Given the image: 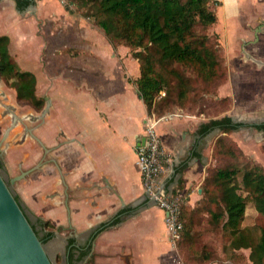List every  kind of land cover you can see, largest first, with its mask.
Listing matches in <instances>:
<instances>
[{
	"label": "crops",
	"instance_id": "obj_1",
	"mask_svg": "<svg viewBox=\"0 0 264 264\" xmlns=\"http://www.w3.org/2000/svg\"><path fill=\"white\" fill-rule=\"evenodd\" d=\"M216 1L211 32L229 69L218 92L232 99L231 109L213 116L178 108L156 126L172 155L162 184L191 207L202 198L214 143L224 134L204 132L210 120L226 115L246 124L229 136L264 167V131L253 127L262 122L241 118L264 116V0ZM68 3L41 0L20 10L17 0H0V36L10 38L18 69L34 75L42 101L41 108L22 103L1 83L15 79L2 74L0 157L9 175L24 173L13 188L33 218L54 226L47 251L57 264H185L136 165L149 115L136 82L140 63ZM7 105L12 112L4 114ZM13 118L19 122L5 137Z\"/></svg>",
	"mask_w": 264,
	"mask_h": 264
},
{
	"label": "trees",
	"instance_id": "obj_2",
	"mask_svg": "<svg viewBox=\"0 0 264 264\" xmlns=\"http://www.w3.org/2000/svg\"><path fill=\"white\" fill-rule=\"evenodd\" d=\"M77 9H85L95 25L114 44L131 48L140 63V77L137 79L138 92L146 103L149 115L161 116L170 111L172 104L182 106L192 96L193 103L214 94L228 78V68L218 35L211 32L217 22L213 9L216 0H68ZM33 3L17 0L20 10ZM10 38L0 36V56L2 74L8 80L14 78L15 88L21 101L30 102L41 108L42 101L36 95V80L32 73L18 69L9 53ZM163 89L167 96L157 100ZM177 101L174 103L173 93ZM202 91V92H201ZM203 95V97H202ZM211 97L207 102L210 103ZM222 105L230 106L232 99H217ZM231 107V106H230ZM228 111V110H226ZM225 111V112H226ZM199 112H205L201 108ZM246 126L234 122L232 117L212 119L202 126L204 132L220 128L213 146V156L217 166L208 167L204 179L202 198L194 207L183 202L182 219L184 229L176 247L185 264H264V221L260 225V236L243 227L248 198L254 203L259 216L264 217V168L252 161L246 167L242 185L248 196L239 192L236 182L239 170L232 167L234 158L243 154L238 143L229 136L232 131ZM254 128L264 131V122L254 124ZM214 166V167H213ZM2 162L0 160V168ZM23 208L35 232L43 244L55 235V228L42 218H33ZM210 216V227L196 230L202 225L203 214ZM222 233L229 241L224 247L225 257L218 258L215 249L204 240V233ZM249 249V255L241 250Z\"/></svg>",
	"mask_w": 264,
	"mask_h": 264
},
{
	"label": "built area",
	"instance_id": "obj_3",
	"mask_svg": "<svg viewBox=\"0 0 264 264\" xmlns=\"http://www.w3.org/2000/svg\"><path fill=\"white\" fill-rule=\"evenodd\" d=\"M27 1L36 3L41 0ZM59 1L63 4L68 3V0ZM160 93L165 94L164 91ZM170 115L171 113L159 117L155 114L147 116L144 142L139 143L137 147L136 165L141 173L145 194L157 207L164 211L169 236L172 241L177 242L184 229L183 200L180 195L162 184V174L166 164L172 159V155L164 146L156 129L157 123Z\"/></svg>",
	"mask_w": 264,
	"mask_h": 264
},
{
	"label": "water",
	"instance_id": "obj_4",
	"mask_svg": "<svg viewBox=\"0 0 264 264\" xmlns=\"http://www.w3.org/2000/svg\"><path fill=\"white\" fill-rule=\"evenodd\" d=\"M34 4V3H33ZM33 4L31 6H33ZM264 23L261 27L263 30ZM42 112L45 115L51 105L50 99ZM233 120H236L233 118ZM6 130L5 137L14 127ZM13 126V127H12ZM144 142V139L143 141ZM18 177L11 179L15 182ZM0 264H54L46 244H43L26 216L23 208L13 194L9 184L0 172Z\"/></svg>",
	"mask_w": 264,
	"mask_h": 264
},
{
	"label": "rangeland",
	"instance_id": "obj_5",
	"mask_svg": "<svg viewBox=\"0 0 264 264\" xmlns=\"http://www.w3.org/2000/svg\"><path fill=\"white\" fill-rule=\"evenodd\" d=\"M71 7L76 9L78 12L85 13V11H86L85 9H83V10L77 9V6H75V5L74 6L72 5ZM11 59L15 63V61L12 57H11ZM227 68H228V66H227ZM228 73H229V69H228ZM2 79H3V77H2ZM227 80H228V78H227ZM10 82L8 81L5 83V81L4 82L1 81V83H3V86L4 87L7 86L8 88L11 87ZM222 85H220V86H222ZM162 91H164L165 94L159 93L157 96V100H160V99L167 96V89H163ZM192 96L193 95H191V97L185 102V105L178 106V105L172 104V106H173V107H171L172 109L170 111L166 112V114L170 113V112H172L178 108H183L184 110L190 111V112L200 113L199 110L201 108H204L205 112H203V113H208L209 115L217 116V115L223 114L226 110H230L231 109L230 106H232V104L230 106H226V105L219 104L217 102V99L222 98V97H220L218 90L214 94H211L209 96H207L205 94V96H204L205 99L199 100L197 103L192 102V100H191ZM173 97H174L173 101L175 103L177 101L175 90L173 93ZM202 97H203V95H202ZM208 97L212 98V100H210V103L207 102ZM241 118L246 119V120H251L252 122H264V116H259V115L252 116V117L251 116L250 117L241 116ZM241 151L243 154L234 158V160L232 161L234 163V165L232 167H236L239 170V174H238L237 180H236V182L239 184V192L244 196H248L247 190L242 185V177H243V173H244L246 167H248V165H251L250 163L252 161H256V160H254V158H252V157L247 156L242 149H241ZM213 162H214V164H217L216 159H213ZM214 166H217V165H214ZM202 217L204 219V220H202L203 221L202 225H199L196 227V230H198V231H204L207 227L211 226L210 225V216L207 213H204ZM263 221H264V217L259 216V214H258V212L254 206V203L251 201L250 198H248L246 214H245L244 221L242 223L243 227L251 230L252 233L254 234V236L259 237L260 233H261L260 225H261V222H263ZM203 237H204V240L206 241V243H209V247L215 249V253H217L218 258L225 257L224 247L229 243V241L226 239L224 234L217 233V232L216 233L210 232V233H204ZM49 242L46 244L47 250H48V248L50 249ZM247 250H248V253H250V250L249 249H247ZM243 251L244 250H241V253H244ZM247 255H249V254H247ZM50 256H51L54 264H57V258H56L55 253L51 252Z\"/></svg>",
	"mask_w": 264,
	"mask_h": 264
},
{
	"label": "flooded vegetation",
	"instance_id": "obj_6",
	"mask_svg": "<svg viewBox=\"0 0 264 264\" xmlns=\"http://www.w3.org/2000/svg\"><path fill=\"white\" fill-rule=\"evenodd\" d=\"M0 61H1V56H0ZM0 65H1V63H0ZM1 69H2V68L0 67V79L2 78V71H1ZM4 100L7 101L8 104H9V102H11V99H10L9 97H6ZM20 101H21V100H20ZM22 103H27V104H29V105L35 107V105H33V104L30 103V102L22 101ZM23 107H24V108H27L26 106H23ZM35 108H37V107H35ZM22 109H23V108H22ZM10 112H12V109H11L10 107H8V105L5 106V108H4V114H8V113H10ZM13 122H14V118H13ZM13 122H12V123H13ZM17 122H19L18 119H16V123H17ZM0 160H1V162H2V167L0 168V172H1V174L3 175L4 179L6 180V182L9 184V186H10V188H11L13 194H14V195H17V196L19 197V199L21 200L23 206L29 211L28 207L23 203L22 199L20 198V196L16 193V191H15L14 188H13V184H14L18 179H17L15 182H13V183L11 182V179H12V178H14V177H18V176H20V175H16V176H13V177H12V175H9V173H8V171H7V169H6V165H5V162H4L3 158L0 157ZM7 175H8L9 177H8ZM21 175H24V173H22ZM21 177H23V176H21ZM29 212H30V211H29Z\"/></svg>",
	"mask_w": 264,
	"mask_h": 264
}]
</instances>
